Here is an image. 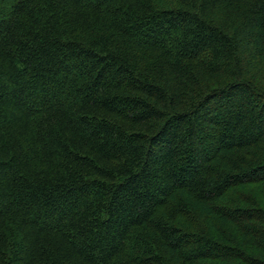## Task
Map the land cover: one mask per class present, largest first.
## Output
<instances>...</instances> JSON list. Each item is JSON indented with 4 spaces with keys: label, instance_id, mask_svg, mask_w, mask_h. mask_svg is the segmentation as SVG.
Returning <instances> with one entry per match:
<instances>
[{
    "label": "trees",
    "instance_id": "obj_1",
    "mask_svg": "<svg viewBox=\"0 0 264 264\" xmlns=\"http://www.w3.org/2000/svg\"><path fill=\"white\" fill-rule=\"evenodd\" d=\"M260 184L264 0H0V264H264Z\"/></svg>",
    "mask_w": 264,
    "mask_h": 264
},
{
    "label": "rangeland",
    "instance_id": "obj_2",
    "mask_svg": "<svg viewBox=\"0 0 264 264\" xmlns=\"http://www.w3.org/2000/svg\"><path fill=\"white\" fill-rule=\"evenodd\" d=\"M242 189V188H241ZM243 189L244 194L242 195H237L235 194V191H231L228 196H227V201L228 204L231 205H240V206H246L248 205V202H243V199H247L248 201H254L257 206H260L262 208H264V192L262 193L263 195H260V191L259 190H264V184H260L258 186H249ZM239 190V189H238ZM195 218L194 219H198L197 214H194ZM212 222H214L215 227H214V232L215 231H219V235H223L220 236V238H223L224 240H228V239H233V240H237L239 241L240 244H242L247 237L245 236H241L240 233L238 232V230L236 228H234L231 224L225 222L224 220H221L220 218H215V219H211ZM217 234V235H218Z\"/></svg>",
    "mask_w": 264,
    "mask_h": 264
}]
</instances>
